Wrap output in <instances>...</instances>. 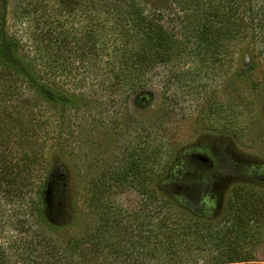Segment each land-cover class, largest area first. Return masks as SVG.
Here are the masks:
<instances>
[{
    "label": "rangeland",
    "instance_id": "rangeland-1",
    "mask_svg": "<svg viewBox=\"0 0 264 264\" xmlns=\"http://www.w3.org/2000/svg\"><path fill=\"white\" fill-rule=\"evenodd\" d=\"M150 2L145 3L149 10ZM15 6V0H9L7 31L18 38L20 52L34 58L38 82L51 85L68 101H48L21 81L14 97L0 103L5 106L0 130L7 139L0 143V167L20 168L21 176H29L33 183L43 180L46 209L51 200L49 178H65L69 214L54 237L65 241L83 235L86 227L96 225L103 210L127 221L133 212L156 207L165 195L172 197L170 206L176 210L183 204L178 197L181 186L187 185L190 193L201 194L202 204L194 208L204 213L205 224L223 227L233 217L242 219L239 233L247 256L264 263V61L260 55L251 46L232 48L233 54L230 50L224 60L216 61L209 74L197 67L193 57L174 56L154 70L148 85L151 92H107L103 86L107 80L98 81L81 66L77 49L85 44L81 46L77 38L80 29L67 32V43L62 45L63 54L73 59L56 68L46 55L40 60V52L53 46L38 34L39 26L29 18L32 13L24 16L23 7L15 12ZM75 12L74 18L81 16L82 22L63 13L64 29L88 23L87 14ZM152 14L163 24H175L171 7ZM252 58L256 65L248 69ZM175 74L183 76L178 79ZM7 193L0 188V244L6 247L22 234L16 230L18 221H23L24 233L32 230V217L22 212L36 196L32 189L24 198ZM129 233L112 239L128 249ZM101 251L92 247L84 256L114 261L111 251Z\"/></svg>",
    "mask_w": 264,
    "mask_h": 264
},
{
    "label": "trees",
    "instance_id": "trees-1",
    "mask_svg": "<svg viewBox=\"0 0 264 264\" xmlns=\"http://www.w3.org/2000/svg\"><path fill=\"white\" fill-rule=\"evenodd\" d=\"M146 2L150 0H15V12L23 7L24 16L32 13L29 18L39 26L38 34L53 46L40 52V60L46 55L45 59L56 68L66 67L72 58L63 54L67 32L80 29L77 38L85 46L77 49L78 59L93 78L102 83L107 80L103 85L107 92H151L148 85L154 70L174 56L179 60L185 55L193 57L197 67L207 74L230 50L233 54V49L241 50L243 46H251L264 61V0H157L149 3L150 10ZM170 7L176 18L173 26L163 24L152 14ZM78 9L88 15V23L64 29L67 20H62L63 13H67L66 18L82 22L81 16L74 18ZM8 11L9 0H0V103L5 105L14 97L21 81L48 101H68L51 85L38 82L34 58L22 54L18 38L7 31ZM255 63L252 58L246 66L250 69ZM182 76L176 75L178 79ZM4 109L0 106V118ZM0 131L3 143L7 139H3L4 130ZM21 171L24 170H14L6 164L0 167V188L23 198L34 190V200L22 212L34 223L26 234L23 221H18L16 230L22 234L7 247L0 244V264H264L254 263L247 256L246 243L240 240L239 233L242 219L233 217L223 227L205 224L204 213L194 208V204L201 206V194L190 193L187 185L181 186L178 197L183 204L176 210L170 206V195L160 197L156 207L133 212L127 221L115 219L103 210L96 225L86 227L83 235L57 240L54 231L64 225L62 218L69 214L64 203L68 192L65 178H49L51 200L46 209L42 199L44 181L33 183L29 176H21ZM54 215L61 218L60 222L54 221ZM129 230V248H121L119 241L112 238H123ZM84 240L89 244L84 245ZM92 247L111 251L114 261L86 258L84 254Z\"/></svg>",
    "mask_w": 264,
    "mask_h": 264
}]
</instances>
